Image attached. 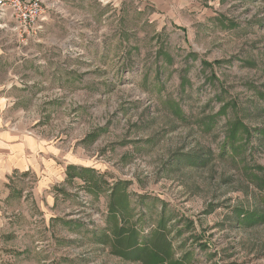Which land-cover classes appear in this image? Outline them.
Instances as JSON below:
<instances>
[{
  "label": "rangeland",
  "instance_id": "374dc122",
  "mask_svg": "<svg viewBox=\"0 0 264 264\" xmlns=\"http://www.w3.org/2000/svg\"><path fill=\"white\" fill-rule=\"evenodd\" d=\"M67 1L31 42L47 53L28 54L33 84L12 111L98 183L74 187L62 243L36 236L37 251L48 264H264V0ZM236 121L249 136L231 151Z\"/></svg>",
  "mask_w": 264,
  "mask_h": 264
},
{
  "label": "crops",
  "instance_id": "0c3cea01",
  "mask_svg": "<svg viewBox=\"0 0 264 264\" xmlns=\"http://www.w3.org/2000/svg\"><path fill=\"white\" fill-rule=\"evenodd\" d=\"M117 1L120 2L98 0V3L115 5ZM58 2L69 4L67 0H43L45 5L38 29L33 36L27 37V47L20 43L19 35L14 31V20L0 18V264H48L53 260L51 254L37 251L36 241L39 240L36 236L44 235L45 239L54 236V245L62 243L63 240L52 233L53 228L57 230L55 224L61 219L60 208L66 206L64 210L68 212V206L74 204V187L89 185L77 177H68V168L92 169L95 180L98 176L93 166L86 165L62 146L42 137L39 131L26 126L22 122V111H12L16 102L15 89H21L22 84H33L29 80L23 82L21 78V71L31 69L25 62L30 59L28 54L37 49L42 55L47 53L43 46L33 47L31 42L47 31L48 22L54 18L52 6ZM33 63L39 70L48 65L45 60ZM31 177L37 184L28 195L21 188ZM65 240L68 242L69 239ZM58 253L54 252L61 255Z\"/></svg>",
  "mask_w": 264,
  "mask_h": 264
},
{
  "label": "built area",
  "instance_id": "2783aa9c",
  "mask_svg": "<svg viewBox=\"0 0 264 264\" xmlns=\"http://www.w3.org/2000/svg\"><path fill=\"white\" fill-rule=\"evenodd\" d=\"M42 3L43 0H0V18L14 20V31L23 45L27 37L38 29V21L43 13Z\"/></svg>",
  "mask_w": 264,
  "mask_h": 264
},
{
  "label": "trees",
  "instance_id": "16d2710c",
  "mask_svg": "<svg viewBox=\"0 0 264 264\" xmlns=\"http://www.w3.org/2000/svg\"><path fill=\"white\" fill-rule=\"evenodd\" d=\"M242 126L241 125V122H238V121H236V123H233L227 130H226V132H227V135H226V137H227V141L226 142H224V145H230V147H231V151L232 150H234V151H236V149L237 148H243V146L241 145L242 143H241V141H243L244 143H245V139L246 138H248V136H249V132L244 128V127H242V129L240 130L241 132H243V137H241V139H239V137H240V132H239V128H238V126ZM96 136H94V135H92V137L89 135V137H88V140H89V138H95ZM238 139V140H237ZM93 140V139H92ZM240 144H239V143ZM237 144L238 143V145H237V148L236 147H234L235 145L234 144ZM225 148V147H224ZM71 171H73V174H71ZM88 172V173H87ZM90 173L92 174V175H90ZM254 175H256V174H254ZM68 177H70V178H74V177H77L78 179H80V180H82L84 183H86V182H91L92 184H94V185H97V180H95V178H94V175H93V173H92V171L90 170V172L89 171H85V170H83V169H78V168H68ZM249 178L252 180V175H249ZM90 180H92V181H90ZM258 183H260V186L261 185H263L264 186V178H261V179H259L258 180ZM88 184V183H87ZM82 187H86V185H82Z\"/></svg>",
  "mask_w": 264,
  "mask_h": 264
}]
</instances>
